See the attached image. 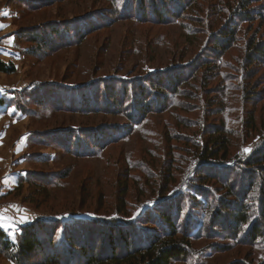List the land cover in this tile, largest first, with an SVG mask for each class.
Masks as SVG:
<instances>
[{"label": "rangeland", "instance_id": "1", "mask_svg": "<svg viewBox=\"0 0 264 264\" xmlns=\"http://www.w3.org/2000/svg\"><path fill=\"white\" fill-rule=\"evenodd\" d=\"M239 6L240 0H195L174 25L124 21L106 27V19L97 15L113 9L105 0H0V60L17 68L13 76L0 74L5 102L0 108V213L13 225L0 228L10 240L42 220L100 224L97 217H103L135 223L167 192L198 197L187 184L197 181L202 152H219L217 138L229 142L225 161L244 160L264 146V63L248 62L252 41L264 45V0L249 7L260 19L239 20L233 44L217 61L209 54L221 30L236 24ZM85 14L84 20L93 16V23L98 17L102 27L78 45L69 32L62 35L65 43L57 40L52 50L37 51L26 35L53 21L71 25ZM80 26L87 29L80 22L77 30ZM178 65L187 70L188 81L167 111L149 116L128 137H115L98 158L64 151L65 128L127 124L107 114L64 111L69 102L79 104L77 96H68L70 90L94 81L111 85L154 78ZM205 183L212 201H200L203 205L189 211L192 255L175 264L261 263L264 248L241 244L215 226L207 204L216 207L230 195L213 180ZM22 217L27 220L21 222ZM0 264L12 263L0 254Z\"/></svg>", "mask_w": 264, "mask_h": 264}, {"label": "trees", "instance_id": "2", "mask_svg": "<svg viewBox=\"0 0 264 264\" xmlns=\"http://www.w3.org/2000/svg\"><path fill=\"white\" fill-rule=\"evenodd\" d=\"M105 1L109 2L113 9L107 8L111 9L108 15L105 10L97 15H103L106 19L103 26L107 27L124 21L174 25L182 19L181 14L186 12L195 0ZM254 1L240 0V6L234 16L236 24L227 25L221 30L209 53L215 56V61L221 57L219 53L225 52V49L233 44L239 20L250 22L255 18L260 19L258 14L249 9ZM88 14L94 15L91 12ZM88 14L77 18L71 25L53 21L43 26L42 30L30 29L31 32L26 35L37 51L52 50L54 41L57 44V40L65 43L62 35L69 32L75 33L78 45L86 35L102 27L98 17L95 23L91 22L93 16L84 20ZM80 22L84 23L87 29L80 26L77 30L76 25ZM252 43L250 48L253 53L248 57V62L264 63V45L254 44L255 40ZM210 61L212 60H204L201 65ZM184 69L183 65L172 66L165 68L162 74L154 78H140L129 83L112 82L111 85L108 82L99 84L94 81L79 86V89L70 90L68 96H77L79 104L69 102L63 106L64 111L69 110L85 116L107 114L122 118L127 124L105 123L84 128H65L64 151L81 159L98 158L115 137H128L149 116L167 111L173 96L177 95L182 85L188 81L187 70ZM16 73L14 63L0 60V74L13 76ZM117 85L121 86L117 88ZM89 94L92 97H89ZM68 100L70 101L69 97ZM4 104V99L0 98V108H3ZM250 124H253L252 120ZM221 136L219 132L218 137ZM217 140L220 141V144H216L219 152H202L200 164L203 168L196 174L197 181L193 186L187 184L198 197L189 198L182 191L171 194L167 192L163 197H158L153 207H149V212L137 217L135 223H116L111 218L103 217H97V220L102 221L100 224H96L93 219L70 218L59 224L53 220H42L22 227L16 240H10L0 228V254L12 264L184 262L192 255L190 240L193 234L190 229L191 216L188 213L194 206H200V201H212V198H209L212 191L206 185V180L215 181V185L222 187L226 194L230 195L228 200L222 201L216 207L215 204H207L213 211L218 230L230 233L229 237L241 244L248 243L264 248V146L244 160L225 161L228 158L229 142L224 138ZM126 192L127 188L123 186L120 190L121 203L125 202ZM104 219L110 220L103 221ZM229 264L252 263L236 260ZM259 264H264V260Z\"/></svg>", "mask_w": 264, "mask_h": 264}, {"label": "snow or ice", "instance_id": "3", "mask_svg": "<svg viewBox=\"0 0 264 264\" xmlns=\"http://www.w3.org/2000/svg\"><path fill=\"white\" fill-rule=\"evenodd\" d=\"M245 151H249V149H245ZM11 220L12 218L5 216L3 213H0V227H5V228L13 227ZM26 220H27L26 217L21 218V222H25Z\"/></svg>", "mask_w": 264, "mask_h": 264}]
</instances>
